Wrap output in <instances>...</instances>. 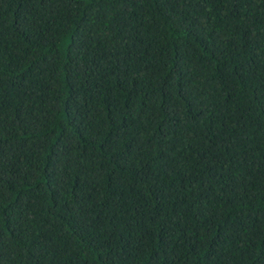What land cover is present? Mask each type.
<instances>
[{"label": "trees", "instance_id": "obj_1", "mask_svg": "<svg viewBox=\"0 0 264 264\" xmlns=\"http://www.w3.org/2000/svg\"><path fill=\"white\" fill-rule=\"evenodd\" d=\"M0 264H264V0H0Z\"/></svg>", "mask_w": 264, "mask_h": 264}]
</instances>
